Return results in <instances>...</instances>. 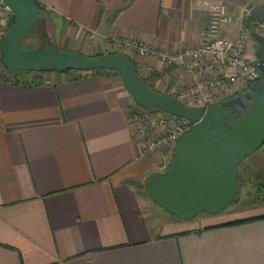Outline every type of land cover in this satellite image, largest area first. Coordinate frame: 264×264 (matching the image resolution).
Wrapping results in <instances>:
<instances>
[{"label": "crops", "instance_id": "1", "mask_svg": "<svg viewBox=\"0 0 264 264\" xmlns=\"http://www.w3.org/2000/svg\"><path fill=\"white\" fill-rule=\"evenodd\" d=\"M36 1L58 48L89 55L94 46L114 49L131 57L142 77L153 65L172 81L184 80L178 65L166 68L117 41L169 53L198 47L216 2L236 9L223 32L235 38L252 7L264 2ZM54 23L61 25L58 38ZM259 27L264 35V23ZM4 35L0 19V44ZM250 45L258 47L255 36ZM3 71L0 62V264H264V219L221 226L264 209L182 220L149 196L147 182L162 171L163 153L143 154L130 121L135 99L114 73L28 72L15 76L21 84L2 78ZM147 82L162 87L161 80ZM251 157L250 178L264 167L261 156Z\"/></svg>", "mask_w": 264, "mask_h": 264}, {"label": "water", "instance_id": "2", "mask_svg": "<svg viewBox=\"0 0 264 264\" xmlns=\"http://www.w3.org/2000/svg\"><path fill=\"white\" fill-rule=\"evenodd\" d=\"M15 12L0 44L4 65L11 72L66 70L117 71L133 98L144 107L188 119L191 131L180 139L174 157L165 171L154 173L147 182L149 196L179 219L197 217L202 212L216 214L232 203L242 191L240 163L264 144V82L255 94L229 98L207 110L193 109L177 98L152 88L137 71L135 62L122 52L92 56L55 46L41 32L39 48L22 46L29 34L37 35L38 22L45 15L34 0H0ZM250 16L264 23V2L252 7ZM258 41L257 55L264 63V35L253 29ZM244 110V112H242ZM237 114L239 117L234 118Z\"/></svg>", "mask_w": 264, "mask_h": 264}, {"label": "built area", "instance_id": "3", "mask_svg": "<svg viewBox=\"0 0 264 264\" xmlns=\"http://www.w3.org/2000/svg\"><path fill=\"white\" fill-rule=\"evenodd\" d=\"M235 17L236 9L229 4L213 3L209 23L201 33L202 44L177 53H169L129 38L119 39L117 46L143 57L160 60L166 68L178 65L184 74V80L190 83L187 87L171 86L169 95L190 108L207 110L247 92L249 84L260 79V68L264 67L257 55L259 45L251 48L250 40L254 35L246 23L247 18H244L237 37L232 38L223 33L226 27L233 24ZM4 67L2 78L24 84L23 79L11 75L6 66ZM147 74L151 83L158 77L153 65L147 67ZM130 121L139 136L145 155L160 153L165 148L174 157L180 139L193 128V123L186 118L160 110L144 114L135 110L134 104L130 109ZM157 123L156 128H162L163 132L155 138L153 130Z\"/></svg>", "mask_w": 264, "mask_h": 264}, {"label": "rangeland", "instance_id": "4", "mask_svg": "<svg viewBox=\"0 0 264 264\" xmlns=\"http://www.w3.org/2000/svg\"><path fill=\"white\" fill-rule=\"evenodd\" d=\"M14 16H15V12H13L12 10H10L8 8L2 9L0 11V19L4 22L5 32L7 31L8 27L10 26V23H11ZM249 16H250V14H249ZM246 18H248V17H246ZM55 27H56V29H58L57 30L58 31L57 38H58L60 35L61 25L57 26L55 24ZM45 31L49 35H52L54 32L51 25H50L49 20L46 21ZM256 31L263 34V30L260 27H258V29ZM42 43H43V40L41 37H33V38L30 37L25 41L26 46L35 47V48H39L42 45ZM56 45H57V43H56ZM90 45L94 46L93 43ZM89 51L92 53L91 55L98 54V53L99 54L100 53L108 54V53L114 51V49L103 51V50L99 49L98 47L94 46L93 48L90 47ZM0 54H1V52H0ZM0 62H1V57H0ZM1 65L4 67L2 62H1ZM171 66L172 65H170L168 68H170ZM156 72H157V70H156ZM114 75H115L116 79H118L119 81L122 80V77L119 74L115 73ZM260 76H261V71H260ZM156 77H157V79L155 81L161 80L162 87H159L160 88L159 90H161L162 92H165L167 94H169V92L171 90L170 89L171 86L183 85V87H187L190 83L186 80H183V81H178V80L172 81V79L169 80V77H167V74L164 75V77H163L162 74L158 75L156 73ZM147 79H148V76H147ZM155 81H152L153 85H154V83H156ZM254 83L255 82L250 83L249 88ZM133 104L135 105V110H140L144 114H146L149 111L150 112L153 111V110L141 107L136 101H134ZM154 116H156V115H154ZM157 126H158V123L155 125L154 130H153L155 138H158L162 134L161 131L163 132V129L161 128L160 130H158L156 128ZM166 150L167 149L163 148V150H162L163 152L161 151L163 153L161 157L164 158L163 167L161 168L162 171H165L168 168V166L170 165V163L173 159L171 154H168ZM251 156H254V157L261 156V158H262L261 163L264 164V144L257 151H255L252 155L243 159L242 162L240 163L239 179L241 182H243L242 191L237 195L236 199L232 203H230L225 209H223L224 211L226 210L228 212H231L230 213L231 215H239V214L245 213L247 211H251V210L264 209V174H262V173H264V167L257 168L253 172L254 174H253L252 178H250L251 173L246 171L249 167L246 166L247 161H245V160H251V159H249V158H252ZM201 214H207V213L202 212Z\"/></svg>", "mask_w": 264, "mask_h": 264}, {"label": "trees", "instance_id": "5", "mask_svg": "<svg viewBox=\"0 0 264 264\" xmlns=\"http://www.w3.org/2000/svg\"><path fill=\"white\" fill-rule=\"evenodd\" d=\"M35 1V3H36V5H37V7H38V9L44 14V11H43V8H42V6L36 1V0H34ZM15 18H16V14H15V16L13 17V19H12V21H11V23H10V25L14 22V20H15ZM246 23H247V25L253 30V29H255V28H257V27H259V25L260 24H258L251 16H249L248 18H247V20H246ZM33 38V37H41V32L38 34V36L37 35H34V34H29L28 36H26L24 39H23V41H22V46H24V47H27V48H35V47H28V46H26L25 45V41L28 39V38ZM43 44V43H42ZM111 53H114V52H110V53H108V54H111ZM108 54H105V53H98V54H94V55H92V56H105V55H108ZM1 62L3 63V65H4V61H3V56H2V54H1ZM5 66V65H4ZM66 71H75V70H66ZM92 71H96V72H112V73H117V74H119L117 71H114V70H110V69H98V70H92ZM137 71H138V69H137ZM260 71H261V76H260V79L259 80H257L254 84H252L251 86H250V88L248 89V92L250 93V94H255L256 92H257V90L259 89V87L261 86V84L264 82V67L262 66L261 68H260ZM8 72L11 74V75H13V76H18L19 74H23V73H28V72H31V71H15V72H11L10 70H8ZM120 75V74H119ZM142 77V76H141ZM145 81H146V83H148L147 82V79L146 78H144V77H142ZM152 87V86H151ZM153 88V87H152ZM155 89V88H154ZM136 101V100H135ZM137 102V101H136ZM138 104H140L139 102H137ZM141 105V104H140ZM247 105H249V103L247 104ZM142 106V105H141ZM142 107H144V106H142ZM144 108H146V109H150V110H158L157 108H153V107H144ZM244 110H242V112H243ZM259 219H264V215L263 216H259V217H254V218H249V219H243V220H236V221H232V222H228V223H225V224H222L221 226H224V225H237V224H242V223H246V222H250V221H254V220H259ZM214 227H217V226H210V227H206L205 229H211V228H214ZM199 232H201V231H197V233H199Z\"/></svg>", "mask_w": 264, "mask_h": 264}, {"label": "flooded vegetation", "instance_id": "6", "mask_svg": "<svg viewBox=\"0 0 264 264\" xmlns=\"http://www.w3.org/2000/svg\"><path fill=\"white\" fill-rule=\"evenodd\" d=\"M45 25H46V16H45V20L44 21L37 23V25H36L37 31H39V33L40 32H44L45 31ZM247 95H250V93L248 91L247 92H244V93H241V94H239V95H237L235 97H239V96L242 97L246 101V103L248 104V103H250V101L249 100H246ZM235 97H232V98H235ZM233 117L234 118H237L239 116L237 114H234Z\"/></svg>", "mask_w": 264, "mask_h": 264}]
</instances>
